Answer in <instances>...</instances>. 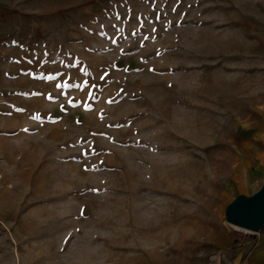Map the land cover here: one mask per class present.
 I'll use <instances>...</instances> for the list:
<instances>
[{
	"label": "rangeland",
	"instance_id": "obj_1",
	"mask_svg": "<svg viewBox=\"0 0 264 264\" xmlns=\"http://www.w3.org/2000/svg\"><path fill=\"white\" fill-rule=\"evenodd\" d=\"M262 106L264 0H0V264L244 259Z\"/></svg>",
	"mask_w": 264,
	"mask_h": 264
},
{
	"label": "crops",
	"instance_id": "obj_2",
	"mask_svg": "<svg viewBox=\"0 0 264 264\" xmlns=\"http://www.w3.org/2000/svg\"><path fill=\"white\" fill-rule=\"evenodd\" d=\"M261 113L260 121L254 124L256 127L255 135L264 142V106L259 109ZM243 157L244 164L249 167L246 174L257 176L258 172L264 170V149L255 150L254 148H247ZM253 168V169H250ZM246 256L243 259L242 254L236 255L231 264H264V229L261 231L260 238L252 237L250 241L245 244Z\"/></svg>",
	"mask_w": 264,
	"mask_h": 264
},
{
	"label": "water",
	"instance_id": "obj_3",
	"mask_svg": "<svg viewBox=\"0 0 264 264\" xmlns=\"http://www.w3.org/2000/svg\"><path fill=\"white\" fill-rule=\"evenodd\" d=\"M227 221L252 234L264 228V186L250 197H238L226 210Z\"/></svg>",
	"mask_w": 264,
	"mask_h": 264
},
{
	"label": "snow or ice",
	"instance_id": "obj_4",
	"mask_svg": "<svg viewBox=\"0 0 264 264\" xmlns=\"http://www.w3.org/2000/svg\"><path fill=\"white\" fill-rule=\"evenodd\" d=\"M113 42H115V41L113 40ZM65 86H68V85H65ZM48 99H52V97L49 96ZM69 103H71V101H69ZM35 118H36V119H39V117H35ZM25 131H27V129H25ZM97 191H98V190H97Z\"/></svg>",
	"mask_w": 264,
	"mask_h": 264
},
{
	"label": "built area",
	"instance_id": "obj_5",
	"mask_svg": "<svg viewBox=\"0 0 264 264\" xmlns=\"http://www.w3.org/2000/svg\"><path fill=\"white\" fill-rule=\"evenodd\" d=\"M260 235H261V231L258 232V234H253V236L257 237V238H260Z\"/></svg>",
	"mask_w": 264,
	"mask_h": 264
},
{
	"label": "trees",
	"instance_id": "obj_6",
	"mask_svg": "<svg viewBox=\"0 0 264 264\" xmlns=\"http://www.w3.org/2000/svg\"><path fill=\"white\" fill-rule=\"evenodd\" d=\"M251 237H254V236H251Z\"/></svg>",
	"mask_w": 264,
	"mask_h": 264
}]
</instances>
